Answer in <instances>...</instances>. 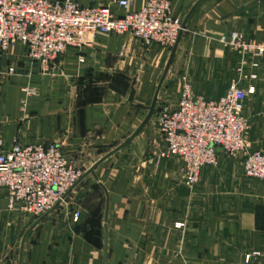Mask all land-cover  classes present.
I'll list each match as a JSON object with an SVG mask.
<instances>
[{"label":"crops","instance_id":"crops-1","mask_svg":"<svg viewBox=\"0 0 264 264\" xmlns=\"http://www.w3.org/2000/svg\"><path fill=\"white\" fill-rule=\"evenodd\" d=\"M75 1L126 12L113 0ZM146 1L129 0L130 9ZM196 5L157 105H175L184 79L196 95L218 100L236 70L256 74L243 82L255 86L245 100L248 148L264 151V56H242L221 42L232 32L264 39V0H172V11L184 21ZM85 40L52 72L29 60L23 44L0 49L4 146L56 142L88 173L78 222L64 210L34 216L11 208L0 190V264H264V181L245 176L244 154L219 150L190 188L183 163L162 156L155 116L136 134L173 48L129 34Z\"/></svg>","mask_w":264,"mask_h":264},{"label":"built area","instance_id":"built-area-1","mask_svg":"<svg viewBox=\"0 0 264 264\" xmlns=\"http://www.w3.org/2000/svg\"><path fill=\"white\" fill-rule=\"evenodd\" d=\"M113 2L126 12L116 15L109 7L83 6L75 0H0V49L23 44L29 60L52 72L60 69V57L67 50L85 45L89 33L129 34L145 46L174 47L183 20L174 15L172 0H147L137 10L130 9L129 0ZM221 42L242 56H264V39L232 32ZM238 72L240 79H231L218 100L196 95L184 79L175 105H164L154 114L166 145L162 156L183 163L182 176L190 188L200 182L205 167L216 163L219 150L235 157L244 154L245 176L264 181V151L249 150L250 122L245 113V100L255 86L243 82L256 74ZM81 177V168L59 143H16L6 148L0 136V190L8 191L11 208L18 206L34 216L54 211ZM80 216L75 211L74 221Z\"/></svg>","mask_w":264,"mask_h":264},{"label":"water","instance_id":"water-1","mask_svg":"<svg viewBox=\"0 0 264 264\" xmlns=\"http://www.w3.org/2000/svg\"><path fill=\"white\" fill-rule=\"evenodd\" d=\"M196 7H197V5L194 6V7L192 8V10L189 12V14L186 16V18H185L184 21H183V24H182V30H181V32H180V35H179V37H178V40H177L176 44H175L174 47H173V51H172L171 57H170V59H169V61H168V64H167L166 70H165L164 75H163V78H162V81H161L159 87L157 88V91H156L155 96H154V98H153L152 104H151V106H150V108H149V113H148V115L146 116L145 120L142 122V124H141V125L139 126V128L137 129L136 134L139 133V132H140V131H141V130H142V129H143V128H144V127L150 122V121H151V119L153 118L155 112L159 111V109L157 108V102H158V95H159V92H160V89H161L162 82H163V80L165 79V77H166V75H167V73H168V71H169V68H170V66H171V64H172V62H173V59H174V56H175V52H176V50H177V47H178V44H179V42H180V40H181V37H182V35H183V32H184V30L186 29V27H187V23H188L190 17L192 16L193 12L195 11ZM134 95H135V90H133L132 93H131V98H132V99L134 98ZM136 134H135V135H136ZM134 137H135V136H134ZM132 139H133V138L129 139L128 142H130ZM102 161H103V160H101L100 162H98V163L93 167V169L96 168V167H97ZM87 174H88V173H86L84 176H82L81 179L78 181V183H79V182H80V181H81V180H82ZM78 183H77V184H78ZM50 212H52V211H50Z\"/></svg>","mask_w":264,"mask_h":264},{"label":"rangeland","instance_id":"rangeland-1","mask_svg":"<svg viewBox=\"0 0 264 264\" xmlns=\"http://www.w3.org/2000/svg\"><path fill=\"white\" fill-rule=\"evenodd\" d=\"M89 34H92V33H89ZM236 71L237 72L235 73V75L231 79H237V80L240 79V73L238 72V70H236ZM152 101H153V96H152V98L149 99V102H152ZM165 104L166 103H163V104L159 103V106L157 105V108L160 109ZM67 155H68V153H67ZM70 158L73 160V162L75 164H77L81 168L82 176H83L84 173H86L85 170L83 169V165L78 160H75L72 157H70ZM81 198H82V193L80 191V182H79L78 184H76V186L74 187V189L71 192V194L67 197L66 201L61 206H59L58 210H64V211H68V212H71V213H74L75 211H80L79 208H80V205H81V202H80Z\"/></svg>","mask_w":264,"mask_h":264}]
</instances>
